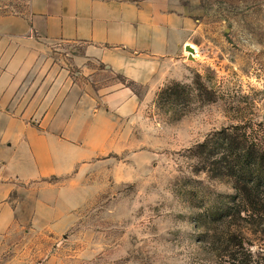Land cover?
I'll use <instances>...</instances> for the list:
<instances>
[{"label":"rangeland","instance_id":"374dc122","mask_svg":"<svg viewBox=\"0 0 264 264\" xmlns=\"http://www.w3.org/2000/svg\"><path fill=\"white\" fill-rule=\"evenodd\" d=\"M190 10L195 30L170 80L152 90L111 73L84 44L50 47L53 65L80 86L101 94L128 84L138 107L117 122L114 150L79 179L74 224L58 237L20 229L0 264H264V224L209 223L232 205L233 191L190 151L222 127H264V0H192ZM171 82L187 96L173 105L158 97ZM229 226L241 233L227 242ZM233 244L241 245L239 262L226 251Z\"/></svg>","mask_w":264,"mask_h":264},{"label":"crops","instance_id":"0c3cea01","mask_svg":"<svg viewBox=\"0 0 264 264\" xmlns=\"http://www.w3.org/2000/svg\"><path fill=\"white\" fill-rule=\"evenodd\" d=\"M192 0H0V256L12 235H63L79 179L114 150L138 104L125 85L94 93L53 65V44H84L113 74L151 90L170 80L195 30Z\"/></svg>","mask_w":264,"mask_h":264},{"label":"trees","instance_id":"16d2710c","mask_svg":"<svg viewBox=\"0 0 264 264\" xmlns=\"http://www.w3.org/2000/svg\"><path fill=\"white\" fill-rule=\"evenodd\" d=\"M127 83L136 85L131 81ZM128 84L125 86L129 87ZM183 88L179 83L171 82L160 90L158 97L163 102L173 105L175 101L187 98L180 91ZM134 94L136 95L135 92ZM201 101L209 103L211 98L207 97ZM190 151L191 156L197 159L199 166L202 167L201 171H206L213 179L229 182L233 191L232 205L225 208L226 210H214L210 215L209 223L212 226L226 221L235 223L247 220L251 225L264 224V127L257 130L244 124L222 127L208 134ZM230 227H226L222 234L223 236L225 234L227 242L228 237L241 233ZM221 236L216 240L222 239ZM225 247H228L226 251L230 253L229 256L235 257L236 261L243 259L239 251L241 245Z\"/></svg>","mask_w":264,"mask_h":264},{"label":"water","instance_id":"95a60500","mask_svg":"<svg viewBox=\"0 0 264 264\" xmlns=\"http://www.w3.org/2000/svg\"><path fill=\"white\" fill-rule=\"evenodd\" d=\"M185 50L189 52L190 55H189L188 57H189V59H191V55L193 54V49L190 48V47L187 45V46H185Z\"/></svg>","mask_w":264,"mask_h":264},{"label":"bare ground","instance_id":"6f19581e","mask_svg":"<svg viewBox=\"0 0 264 264\" xmlns=\"http://www.w3.org/2000/svg\"><path fill=\"white\" fill-rule=\"evenodd\" d=\"M189 45V44H188ZM193 55V54H192Z\"/></svg>","mask_w":264,"mask_h":264}]
</instances>
